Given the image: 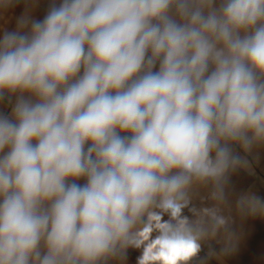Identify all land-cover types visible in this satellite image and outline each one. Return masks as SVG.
<instances>
[{"label":"clouds","instance_id":"obj_1","mask_svg":"<svg viewBox=\"0 0 264 264\" xmlns=\"http://www.w3.org/2000/svg\"><path fill=\"white\" fill-rule=\"evenodd\" d=\"M0 0V264H224L264 219V0ZM218 246V247H217Z\"/></svg>","mask_w":264,"mask_h":264},{"label":"crops","instance_id":"obj_2","mask_svg":"<svg viewBox=\"0 0 264 264\" xmlns=\"http://www.w3.org/2000/svg\"><path fill=\"white\" fill-rule=\"evenodd\" d=\"M49 0H40L39 5L33 8L34 15L42 18ZM32 7L31 0H18L14 8L5 15L9 26L15 24V18L21 16L27 8ZM4 23V20H0ZM236 191H246L254 186V190L264 198V157L256 168V175L250 176L241 172L233 177ZM238 237L237 251L224 258V264H264V219L259 217L237 220L233 229ZM218 247V246H217ZM138 252L129 251L128 264H135ZM210 264H217L215 260Z\"/></svg>","mask_w":264,"mask_h":264}]
</instances>
